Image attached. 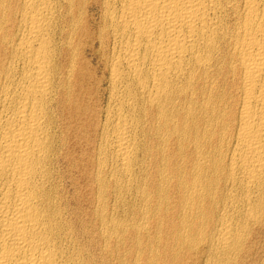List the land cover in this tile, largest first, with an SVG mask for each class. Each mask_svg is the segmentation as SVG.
Here are the masks:
<instances>
[{"label":"bare ground","instance_id":"obj_1","mask_svg":"<svg viewBox=\"0 0 264 264\" xmlns=\"http://www.w3.org/2000/svg\"><path fill=\"white\" fill-rule=\"evenodd\" d=\"M259 248L264 0H0V264Z\"/></svg>","mask_w":264,"mask_h":264},{"label":"rangeland","instance_id":"obj_2","mask_svg":"<svg viewBox=\"0 0 264 264\" xmlns=\"http://www.w3.org/2000/svg\"><path fill=\"white\" fill-rule=\"evenodd\" d=\"M254 252H256V255H255V253H254V257L252 256L251 258H250V261H249V258L247 259L248 260V264H261L262 263V261L261 260H263V263H264V252H262L261 251V248H259V249H257L256 251H254ZM262 253V254H261ZM252 261V262H251ZM258 261V262H257ZM260 261V262H259ZM256 262V263H255Z\"/></svg>","mask_w":264,"mask_h":264}]
</instances>
